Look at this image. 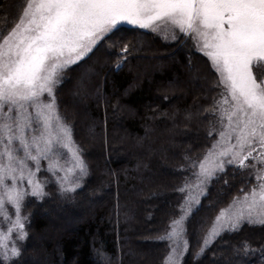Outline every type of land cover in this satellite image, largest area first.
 Here are the masks:
<instances>
[{
	"label": "snow or ice",
	"instance_id": "snow-or-ice-1",
	"mask_svg": "<svg viewBox=\"0 0 264 264\" xmlns=\"http://www.w3.org/2000/svg\"><path fill=\"white\" fill-rule=\"evenodd\" d=\"M122 25L165 41H191L218 77L214 87L220 91L204 109L214 142L203 159L186 157L195 182L186 178L177 189L184 194L179 214L158 237L169 242L165 264H181L193 206L227 166L256 182L220 209L197 255L245 223L264 226V0H21L14 25L6 34L0 31V264H15L21 256L29 198L43 200L53 180L64 197L83 186L88 165L60 113L57 91L71 66L84 63ZM110 47L120 48L118 70L133 45ZM90 79L85 73L79 81L85 97ZM45 172L42 179L38 174ZM256 251L243 242L236 254ZM260 253L264 257V249ZM96 264L113 262L97 249Z\"/></svg>",
	"mask_w": 264,
	"mask_h": 264
},
{
	"label": "trees",
	"instance_id": "trees-1",
	"mask_svg": "<svg viewBox=\"0 0 264 264\" xmlns=\"http://www.w3.org/2000/svg\"><path fill=\"white\" fill-rule=\"evenodd\" d=\"M20 3L0 0V31L15 23ZM121 29L79 67L71 66L58 87L59 110L73 127L88 175L67 197L50 187L43 200L29 198L28 237L15 264H96L97 249L113 264H164L168 245L158 237L178 212L186 157L197 156L211 138L204 109L218 92L216 74L191 41ZM114 42L133 45L118 70ZM85 73L91 77L86 97L78 90ZM254 181L228 166L209 182L187 221L189 250L181 264H264V226L247 223L197 255L215 212ZM243 242L256 253L237 255Z\"/></svg>",
	"mask_w": 264,
	"mask_h": 264
},
{
	"label": "rangeland",
	"instance_id": "rangeland-1",
	"mask_svg": "<svg viewBox=\"0 0 264 264\" xmlns=\"http://www.w3.org/2000/svg\"><path fill=\"white\" fill-rule=\"evenodd\" d=\"M14 25V24H13ZM12 25V26H13ZM11 29V28H10ZM10 29H8V30H10ZM7 30V31H8ZM7 31H5L4 33L6 34L7 33ZM160 36V35H159ZM161 37V36H160ZM162 38V37H161ZM163 39V38H162ZM164 40V39H163ZM168 41H171L170 39L168 40ZM192 43V42H191ZM206 59H207V57H206ZM208 64H209V66H210V68H211V65H210V62H208ZM70 71V70H69ZM214 71V70H213ZM218 79V77L216 76V80ZM219 91H220V89H218V92H217V94H216V96L215 97H217V95H218V93H219ZM60 113H61V111H60ZM61 115L63 116V114L61 113ZM64 117V116H63ZM65 118V117H64ZM67 121V120H66ZM77 121V120H76ZM68 122V121H67ZM79 122V121H78ZM69 124H70V122H68ZM209 127H210V124H209ZM208 130H209V128H208ZM216 138H218V137H216ZM73 139H74V135H73ZM214 137H211L210 138V140H209V142H208V145L203 149V150H201L200 151V153L197 155V156H195V157H191L192 159H203V156H204V154L207 152V150H208V148H210L211 147V145H212V143L214 142ZM75 140V139H74ZM75 143H76V141H75ZM77 144V143H76ZM78 145V144H77ZM79 146V145H78ZM188 164H189V162H188V160H187V163H186V169H187V174H186V176L183 178V180L181 181V183L178 185V188L179 187H181V186H183V184H184V182H185V180H186V178H191L192 179V182L194 183L195 182V180H194V178H192L191 177V169H189V166H188ZM44 166L46 167L47 165H46V162H44ZM228 167V166H227ZM38 175H40L41 176V178L43 179L44 177H46V176H48L49 174L48 173H40V174H38ZM254 177V176H253ZM86 178V177H85ZM84 178V179H85ZM254 179H255V177H254ZM256 181H254V183H255ZM208 184H209V182H208ZM208 184H207V186H208ZM50 187H53L54 189H56L57 191H58V189H57V186H56V184H55V182H54V180H53V182L52 183H50V184H48L47 185V187H46V189H45V191H47L48 192V190H49V188ZM251 187H252V185H251ZM250 187V188H251ZM177 188V189H178ZM250 188H248V189H250ZM207 189V188H206ZM179 194H180V198H181V201H182V199H183V193H181V192H179ZM237 196V195H236ZM236 196H233V197H236ZM233 197L232 198H230L224 205H222L216 212H215V214H214V216H213V218H212V220H214V218H215V216L218 214V212L220 211V209L221 208H226L228 205H229V203L233 200ZM201 199V198H200ZM180 201V202H181ZM197 205H194L193 206V210H194V208L196 207ZM24 212H25V214H27L28 215V213H27V211L24 209ZM179 214V208H178V212H177V214L173 217V218H171L170 219V221L172 220V219H174L177 215ZM47 213L44 211V210H42V216L44 217V218H46L47 217ZM170 221H169V223H170ZM169 223H168V225H169ZM210 226V225H209ZM207 230H208V228L206 229V231L204 232V234L207 232ZM204 234H203V236H204ZM202 239H203V237H202ZM202 239H201V241H200V246H201V243H202ZM25 241V240H24ZM24 241H22V242H18L19 243V246H20V248H21V246H22V244H23V242ZM167 245H168V248H167V251H166V253H165V255H164V264H165V259H166V257L168 256V252H169V242L167 241ZM199 251H200V248H199ZM185 255V254H184ZM183 258V257H182ZM182 258H181V261H182Z\"/></svg>",
	"mask_w": 264,
	"mask_h": 264
}]
</instances>
